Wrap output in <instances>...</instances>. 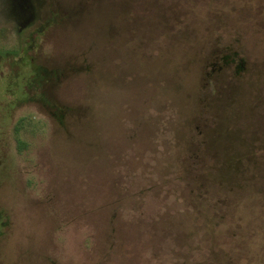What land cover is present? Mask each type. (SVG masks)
<instances>
[{"label":"rangeland","instance_id":"obj_1","mask_svg":"<svg viewBox=\"0 0 264 264\" xmlns=\"http://www.w3.org/2000/svg\"><path fill=\"white\" fill-rule=\"evenodd\" d=\"M241 140L264 0H0V264H258L264 182H218Z\"/></svg>","mask_w":264,"mask_h":264},{"label":"trees","instance_id":"obj_2","mask_svg":"<svg viewBox=\"0 0 264 264\" xmlns=\"http://www.w3.org/2000/svg\"><path fill=\"white\" fill-rule=\"evenodd\" d=\"M228 58L229 54H226L224 56V59H226L225 63L228 62ZM243 67V61L239 62L237 68L242 70L241 68ZM33 72H35L33 73L35 74V77L39 75V71L34 70ZM260 102L262 104L263 101L261 100ZM239 143L241 146L234 149L226 147L228 151L225 148L224 153L220 156V162L218 163V182L221 185V188L234 186L237 190L248 188L247 190L259 193L262 190L259 188V183L264 182V158L260 153L264 151V146L256 143L255 141L253 143L250 141L246 144L243 140H241ZM261 254V260L258 261V264H264L263 249H261ZM209 256L214 258L215 264L230 263L227 261V255L224 253L216 254L214 251H210Z\"/></svg>","mask_w":264,"mask_h":264},{"label":"flooded vegetation","instance_id":"obj_3","mask_svg":"<svg viewBox=\"0 0 264 264\" xmlns=\"http://www.w3.org/2000/svg\"><path fill=\"white\" fill-rule=\"evenodd\" d=\"M22 50H23V51H24V50H25V51H28V49H27L26 47H25V48L23 47ZM24 53H25V52H24Z\"/></svg>","mask_w":264,"mask_h":264}]
</instances>
